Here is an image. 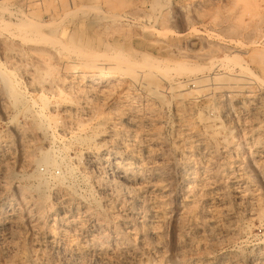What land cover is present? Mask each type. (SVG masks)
I'll list each match as a JSON object with an SVG mask.
<instances>
[{"label":"rangeland","instance_id":"374dc122","mask_svg":"<svg viewBox=\"0 0 264 264\" xmlns=\"http://www.w3.org/2000/svg\"><path fill=\"white\" fill-rule=\"evenodd\" d=\"M26 1L0 0L1 67L21 81L17 107L0 78V264H264V0ZM105 53L171 67L123 71ZM50 145L58 163L36 164Z\"/></svg>","mask_w":264,"mask_h":264},{"label":"bare ground","instance_id":"6f19581e","mask_svg":"<svg viewBox=\"0 0 264 264\" xmlns=\"http://www.w3.org/2000/svg\"><path fill=\"white\" fill-rule=\"evenodd\" d=\"M26 1V0H25ZM28 2H29V0H27ZM27 1H26V3H27ZM31 1V0H30ZM20 2H22V1H20ZM64 2V1H63ZM68 2V1H67ZM66 2V3H67ZM19 3V2H18ZM21 4V3H20ZM23 4V3H22ZM25 4V3H24ZM1 5V4H0ZM29 5V4H28ZM71 5H72V2H71ZM2 6V5H1ZM0 6V7H1ZM25 7V6H24ZM35 7V6H34ZM36 7H37V5H36ZM19 8V7H18ZM23 8V7H22ZM20 9V8H19ZM17 10V9H16ZM18 11V10H17ZM17 11L15 12V13H17ZM22 11V10H21ZM11 12H12V10H11ZM18 12H20V11H18ZM66 12H68V11H66ZM22 13V12H21ZM28 13V12H27ZM20 15V14H19ZM26 15V14H25ZM27 16V15H26ZM16 17V16H15ZM27 17H30V15L29 16H27ZM18 18V17H17ZM21 18V17H20ZM23 18V17H22ZM22 18H21V20H22ZM31 18V17H30ZM20 19H17V21H19ZM20 20V21H21ZM25 20V19H24ZM24 20H22L23 21V23L25 22V25H26V20L24 21ZM39 20V19H38ZM15 21V20H14ZM16 21V22H17ZM19 21V22H20ZM21 21V22H22ZM37 21V20H36ZM32 22V21H31ZM34 22V21H33ZM41 22H42V20H41ZM14 25H15V23L14 22H12ZM36 24H39L40 25V23L38 22H35ZM11 24V23H10ZM19 24V23H18ZM29 24H30V22H29ZM35 24V25H36ZM53 24V23H52ZM27 25H28V23H27ZM32 25H34L33 23H32ZM41 25H42V23H41ZM43 25H45V23H43ZM7 26H10V25H7L6 24V27ZM20 26H22L21 24H20ZM16 27L17 29H20L21 27ZM30 26H31V24H30ZM30 26H23L25 29L27 28V27H29L30 28ZM46 26V25H45ZM46 27H48V26H46ZM28 28V29H29ZM35 29H37V30H34L33 28V31H35V32H37V31H39L38 29L40 28H38V27H34ZM6 29V28H5ZM24 29V30H25ZM27 29V31L28 32H31L32 30H31V28H30V31ZM53 29V28H52ZM21 30H23V29H21ZM23 30V32H26V31H24ZM56 30V29H55ZM32 31V32H33ZM63 31V30H62ZM22 32V33H23ZM27 32V33H28ZM42 31H39V32H37V35H39L40 33H41ZM12 33V32H11ZM34 34V33H33ZM43 33H41L40 35H42ZM36 35V34H35ZM37 35L35 36L36 38H37ZM21 38H23V36H25V35H23V34H21ZM30 36V35H29ZM33 36V35H32ZM45 36H49V35H45V33L43 34V36L42 37H44V39H46L45 38ZM61 36V35H60ZM64 36V35H63ZM20 37V36H19ZM28 37V36H27ZM52 37V36H51ZM24 38H26V37H24ZM29 38L30 37H28V39L26 38V40L27 41H33L34 39L31 37V39L32 40H29ZM35 38V39H36ZM53 38V37H52ZM57 38V37H56ZM64 38V37H63ZM47 39H50L49 40V42L51 43V45L53 46V43L55 44V42L54 41H52V39L50 38V36H49V38H47ZM59 39V38H58ZM65 39V38H64ZM40 41V38L39 39H37V41ZM43 40V39H42ZM63 40V39H62ZM22 41V40H21ZM36 41V42H37ZM46 42L48 41V40H45ZM65 41V40H64ZM7 42V41H6ZM48 42V43H49ZM3 43H5V42H3ZM8 43V42H7ZM9 43H11V42H9ZM34 43H35V40H34ZM43 43H44V40H43ZM57 44L59 43L58 41L56 42ZM20 44V43H19ZM30 44H32V42L30 43ZM46 44V43H45ZM56 44V45H57ZM62 43H60V45H61ZM66 44V43H65ZM4 46H5V44H3ZM39 44H37V46H38ZM9 46V45H8ZM7 46V47H8ZM13 46V45H12ZM35 46V47H34ZM34 46H30V47H28L29 49H31L32 51H37L38 53L40 52V54H41V52H44V49H41V48H39V47H36V45H34ZM59 46V45H58ZM62 46H66V47H64V49H66V50H68L67 49V45H64V44H62L60 47H62ZM15 47V46H14ZM13 47V48H14ZM57 47V46H56ZM6 48V47H5ZM9 48V47H8ZM22 48V47H21ZM49 48V47H48ZM52 48V47H51ZM19 49V48H18ZM24 49V48H23ZM28 49V50H29ZM70 49V48H69ZM75 50H76V48H74ZM22 50V49H21ZM21 50H20V52H21ZM65 50V51H66ZM84 50V49H83ZM98 51V50H97ZM9 52V51H8ZM29 52V51H28ZM28 52H27V54H28ZM47 52V51H46ZM45 52V53H46ZM52 52V51H51ZM57 52V51H56ZM72 52H73V50H72ZM71 52V53H72ZM22 53V52H21ZM78 53V54H77ZM95 53V52H94ZM260 53V52H259ZM259 53H257V54H259ZM262 53V54H261ZM260 54L262 55L261 57L262 58H264V56H263V54H264V52H261ZM14 54H16V53H14ZM25 54V53H24ZM27 54H25L24 56H26L27 57ZM30 54V53H29ZM40 54H38L39 56H40ZM49 54H50V52H49ZM93 53H90V51H86V52H84V51H76V55H78V57L79 56H81L82 58H85V59H87L91 64H90V66L93 64V65H95V64H97L96 62L97 61H94L95 60V56L94 55H92ZM96 54V53H95ZM98 54H100V55H103L102 54V52H100L99 53V51H98ZM119 54V53H118ZM117 54V56H119ZM17 55H18V53H17ZM22 55V54H21ZM31 55V54H30ZM46 55H48V53L46 54ZM52 55V54H51ZM54 55V54H53ZM99 55V56H100ZM105 56H103V58L109 63V64H111V67H114V65L115 64H117V65H119L120 67H119V69H121V70H133V71H138V70H140L141 69V71H143L144 72V74H145V72L147 71V73H153V72H155V69H156V74H157V71H158V74H159V72H160V75L162 76V73L165 71L166 72V70H168L169 68H167V67H171V65L169 66L168 65V63L166 64V63H164V60H161V59H157V58H148V57H146V59L144 60V62L142 61V62H139V61H136V60H132L131 59V57H128V56H123V57H120V61H117V60H119L117 57H116V55H114V54H111V53H105L104 54ZM111 55V56H110ZM7 56H8V54H7ZM23 56V57H24ZM36 56V55H35ZM49 56V55H48ZM143 56H145V55H143ZM259 56V55H258ZM11 57V56H10ZM19 57H20V55H19ZM38 57V56H37ZM42 57H44V55L42 56ZM76 57V56H75ZM95 57V58H94ZM8 58V57H7ZM22 58V57H21ZM21 58L19 59V58H15V59H19V60H21ZM28 58H30V57H28ZM41 58V57H40ZM80 58V57H79ZM81 58V59H82ZM12 59V58H11ZM38 59H39V57H38ZM43 59V58H42ZM49 59V58H48ZM8 60H9V58H8ZM25 60H26V58H25ZM30 60V59H29ZM29 60H27L28 62H29ZM33 60V59H32ZM40 60V59H39ZM46 59L44 58V60H42V61H45ZM80 60V59H79ZM11 61V60H10ZM16 61V60H15ZM48 61V60H47ZM13 62V61H12ZM20 62V61H19ZM22 62V61H21ZM24 62V61H23ZM32 62V61H31ZM30 62V63H31ZM41 61H38V63H40ZM58 62V61H57ZM99 62V61H98ZM117 62V63H116ZM17 63H18V60H17ZM42 63V62H41ZM61 63V62H60ZM100 63V62H99ZM13 64V63H12ZM24 64V63H23ZM26 64V63H25ZM27 64H29V63H27ZM33 64V63H32ZM83 64H85V60H84V63ZM103 64V63H102ZM15 65V64H14ZM21 65V67H22V64H20ZM42 66H43V64H41ZM49 65V64H48ZM86 66L88 65V62L85 64ZM84 65V66H85ZM100 65V64H99ZM176 65H180V66H183L184 64H176ZM187 65V64H186ZM1 66H4V65H1V63H0V78H2V79H4V81H5V85H6V91H7V93H8V96H9V101H10V104H12V105H16L17 106V103L19 102V100H20V98H21V95H20V92L18 91V90H20V87H21V81L17 78V77H15L14 75H16V74H14V75H12V74H10V70H6V69H4L3 67H1ZM6 66H8V65H6ZM24 66V65H23ZM34 67H35V65H33ZM50 66V65H49ZM89 66V65H88ZM97 66V65H96ZM109 66V68H111L110 67V65H108ZM5 67V66H4ZM29 67V66H28ZM27 67V68H28ZM45 67V66H44ZM93 67H95V66H93ZM100 67V66H99ZM107 67V66H106ZM116 67V66H115ZM32 68V67H31ZM43 68V67H42ZM41 68V69H42ZM96 68V67H95ZM147 68V69H146ZM21 69V68H20ZM39 69V68H38ZM41 69H40V71H41ZM104 69V68H103ZM112 69H114V68H112ZM111 69V70H112ZM33 70V69H32ZM34 70H35V68H34ZM22 73H23V71H25L24 70V68H23V71H22V69L20 70ZM30 71V70H29ZM39 71V72H40ZM117 71H119V70H117ZM123 71H121V72H123ZM25 72H27L28 73V71H25ZM75 72V71H74ZM164 72V73H165ZM30 73H31V71H30ZM50 73V72H49ZM104 73H107V72H104ZM29 74V73H28ZM79 74V73H78ZM95 74V73H94ZM125 74V73H124ZM141 74V73H140ZM30 75V74H29ZM28 75V76H29ZM32 75V74H31ZM30 75V76H31ZM41 75V74H40ZM45 75V74H44ZM63 75V74H62ZM81 75V74H80ZM104 74H97V75H93V76H91L90 78H87L84 82L86 83V85L87 86H94V84H98V83H101V82H103V81H105V80H107V78L108 77H106V76H103ZM107 75V74H106ZM85 76V75H84ZM108 76V75H107ZM32 77V76H31ZM35 77H36V74H35ZM41 77V76H40ZM62 77V76H61ZM75 77H77V76H75ZM74 76H73V78L72 79H74L75 78ZM81 78H83V77H81ZM32 79H34V76H33V78ZM71 79V80H72ZM38 80V79H37ZM80 80V79H79ZM82 80V79H81ZM80 80V81H81ZM3 81V82H4ZM34 81V80H33ZM36 81V80H35ZM113 81V80H112ZM141 81V80H140ZM139 82V81H138ZM109 83V82H108ZM142 83H145V82H142ZM156 85V84H155ZM45 87V86H44ZM172 87V86H171ZM23 88V87H22ZM58 88V87H57ZM91 88V87H90ZM4 89H5V87H4ZM64 89V88H63ZM23 90V89H22ZM51 90H54V89H51ZM92 90V89H91ZM24 91V90H23ZM50 91V90H49ZM84 91V90H83ZM86 91V90H85ZM88 91V90H87ZM86 91V92H87ZM89 92V91H88ZM91 92H93V91H91ZM150 93H152L153 95H155V96H161L162 97V92H160V90H159V87H157V86H152V88H151V90H150ZM42 95H43V93H42ZM45 95V94H44ZM88 95V94H87ZM23 96V95H22ZM28 97H31L30 98V103H31V101H32V103L34 104V105H36L37 104V99L35 100V99H33L32 98V96H28ZM45 97V96H44ZM81 97V96H80ZM88 97H89V95H88ZM87 97V98H88ZM43 98H41V100H42ZM85 99V98H84ZM39 103V102H38ZM95 103V102H94ZM23 105V104H22ZM38 106H39V108H40V110H39V108H38V112L36 113V111H35V114H36V116L38 117V119L40 120V123H39V127H40V129L42 128V124L43 125H49V117L47 118L43 113H42V105L41 104H37ZM43 105H45V104H43ZM21 106V105H20ZM18 107V106H17ZM21 108V107H20ZM34 108V107H33ZM32 108V109H33ZM44 109V108H43ZM34 110V109H33ZM68 110V109H67ZM45 111V110H44ZM45 113V112H44ZM30 117H32V116H30ZM34 118V116L32 117V119ZM28 119H30V118H28ZM34 121V120H33ZM68 123V122H67ZM34 124V123H33ZM37 125V124H36ZM35 127V126H34ZM50 127H51V125H50ZM38 128V127H37ZM47 128V127H46ZM80 128V127H79ZM45 129V128H44ZM83 129V128H82ZM34 130V129H33ZM218 130V129H217ZM50 131V130H49ZM31 132H33V131H31ZM30 132V133H31ZM36 132V131H35ZM41 132H43V131H41ZM46 132V131H45ZM48 132V131H47ZM80 133L82 132V131H79ZM78 132V133H79ZM50 133V132H49ZM48 133V134H49ZM29 134V133H28ZM38 134H39V132H38ZM37 134V135H38ZM85 134V133H84ZM74 135V134H73ZM75 135H77V134H75ZM81 135V134H80ZM47 136V135H46ZM86 136V135H85ZM135 136V135H134ZM146 136V135H145ZM58 137H60V138H62V136H58ZM65 137V136H64ZM78 137H80V136H78ZM89 137V136H88ZM44 138H46V137H44ZM56 138H57V135L54 133V131H51V133H50V135H49V141L50 142H53L54 140H56ZM75 138H76V136H75ZM81 138V137H80ZM90 138V137H89ZM85 139V138H84ZM146 139V138H145ZM111 140V139H110ZM120 140V139H119ZM80 141V140H79ZM82 141V140H81ZM145 141H148V140H145ZM133 142V141H132ZM88 143V142H87ZM145 143V142H144ZM139 144V143H138ZM142 144V143H141ZM149 144V143H148ZM136 146H138V145H136ZM142 146V145H141ZM139 147V146H138ZM143 147V151L144 150H146V151H148V146L147 145H145L144 144V146H142ZM141 147V148H142ZM140 148V149H141ZM137 150V149H136ZM152 150V149H151ZM151 150H149V151H151ZM38 151H40V150H38ZM60 151H62V150H60ZM152 152V151H151ZM67 153V152H66ZM139 153V152H138ZM142 153V152H141ZM147 153V152H146ZM145 153V154H146ZM101 154V153H100ZM137 154V153H136ZM36 155V154H35ZM38 155V154H37ZM63 154L62 153H60L59 151H57V150H54V148H52V146L50 145L48 148H45L44 150H42L41 151V154L39 155V156H36V158H35V163L36 164H38L39 162H41V163H43L44 165H46L47 167L48 166H52V165H56L58 162H57V160H58V158H61V156H62ZM93 155V154H92ZM135 156V155H134ZM132 157V156H131ZM148 157V156H147ZM137 158H138V156H137ZM63 159V158H62ZM61 159V160H62ZM146 159V158H145ZM86 160V159H85ZM116 160V159H115ZM120 160V159H119ZM129 160V159H128ZM137 160V159H136ZM140 160V159H139ZM148 160V159H147ZM71 161V160H70ZM117 161V160H116ZM126 161V160H125ZM120 162V161H119ZM130 162V161H129ZM161 162V161H160ZM33 163H34V161H33ZM118 163V162H117ZM132 163V162H131ZM147 164H149L148 163V161L146 162ZM40 164V163H39ZM38 164V165H39ZM69 164V163H68ZM66 165V170H68V171H71V170H73V167H74V165L73 166H71V165ZM119 164V163H118ZM124 164H126V163H124ZM121 165V164H120ZM135 165V164H134ZM146 165V164H145ZM124 166V165H123ZM133 166V165H132ZM53 167V166H52ZM125 167V166H124ZM141 167V166H140ZM139 167V168H140ZM144 167V166H143ZM146 167V166H145ZM34 168H36V167H33V169ZM65 168V167H64ZM63 168V169H64ZM142 168V167H141ZM51 169V168H50ZM50 169H47L48 170V173H50V175H51V177H52V175H53V172L50 170ZM124 169V168H123ZM37 170H38V168H37ZM66 170H64V173H65V171ZM131 170V169H130ZM146 170H147V168H146ZM159 170V169H158ZM34 172H35V170H34ZM37 172V171H36ZM40 172V171H39ZM119 172V171H118ZM145 172V171H144ZM147 172V171H146ZM61 173H63V171H61ZM104 173V172H103ZM129 173V172H128ZM66 174V173H65ZM68 174V173H67ZM133 174V173H132ZM139 174V173H138ZM69 175V174H68ZM33 176V175H32ZM35 177H37V180H38V186H37V189H38V191L40 190V187H41V185H42V183H48V181L47 180H45L44 179V177H43V174H40V173H37V174H35L34 175ZM61 176V175H60ZM62 176H64V175H62ZM129 176V175H128ZM139 176V175H138ZM162 176V175H161ZM55 177V180L57 179V177H56V175L54 176ZM67 177V176H66ZM132 177H133V175H132ZM158 177V176H157ZM61 178V177H60ZM146 178V177H145ZM53 179V178H52ZM59 179V178H58ZM57 179V180H58ZM60 180V179H59ZM58 180V181H59ZM62 180H63V178H62ZM125 180V179H124ZM140 180V179H139ZM163 180V179H162ZM146 181V180H145ZM37 182V181H36ZM60 182H63V181H60ZM59 182V183H60ZM147 182V181H146ZM55 183V182H54ZM64 183V182H63ZM148 183V182H147ZM162 183V182H161ZM235 183V182H234ZM57 184V183H56ZM61 184V183H60ZM232 185H233V183H231ZM45 185V184H44ZM47 185V184H46ZM150 185V184H149ZM152 185H153V183H152ZM231 185V186H232ZM46 187V186H45ZM64 187V186H63ZM150 187V186H149ZM158 187V186H157ZM161 187V186H160ZM136 188V187H135ZM147 189H148V187H147ZM159 189H161V188H159ZM163 189H165V188H163ZM135 190V189H134ZM139 190V189H138ZM148 190H150V189H148ZM200 190V189H199ZM43 191V190H42ZM136 191V190H135ZM151 191V190H150ZM156 191V190H155ZM155 191H153L152 193H154ZM159 191V190H158ZM140 192V191H139ZM163 192V191H162ZM211 192V191H210ZM45 193V192H44ZM149 193V192H148ZM164 193V192H163ZM159 194V193H158ZM208 194V193H207ZM144 195V194H143ZM148 195V194H147ZM149 196H151V195H149ZM161 196V195H160ZM164 196V195H163ZM46 195L45 194H43L41 191L38 193V201L39 202H41V203H44V201H45V199H46ZM133 197H135V196H133ZM140 197H141V195H140ZM152 197V196H151ZM162 197V196H161ZM257 197V196H256ZM146 198V197H145ZM255 198V197H254ZM133 199V198H132ZM152 199V198H151ZM150 199V200H151ZM66 200V199H65ZM134 200V199H133ZM147 200V199H146ZM155 200H157V199H155ZM38 201H37V203H38ZM68 201V200H67ZM66 201V202H67ZM145 201V200H144ZM159 201V200H158ZM158 201H157V204H158ZM133 202V201H132ZM153 203V202H152ZM152 203H151V205H152ZM94 204V203H93ZM159 204H162V203H159ZM225 204V203H224ZM149 205H150V203H149ZM153 205H155V202H154V204ZM161 206V205H160ZM238 207V206H237ZM147 208H148V205H147ZM136 209V208H135ZM158 209V208H157ZM157 209H155V210H157ZM145 211V210H144ZM229 211V210H228ZM61 212V211H60ZM66 212V211H65ZM135 212V211H134ZM163 212V211H162ZM223 212V211H222ZM221 212V213H222ZM146 213V212H145ZM161 213V212H160ZM159 213V214H160ZM214 213H216V212H214ZM149 214H151V213H149ZM157 214V213H156ZM155 213H154V215H156ZM209 214V213H208ZM225 214V213H224ZM63 215V214H62ZM135 215V214H134ZM140 215H143V214H140ZM146 214H144V216H145ZM154 215H153V218H154ZM143 216V217H144ZM148 216V215H147ZM142 217V216H141ZM15 218H17V217H15ZM140 218V217H139ZM151 218V217H150ZM149 218V219H150ZM193 218V217H192ZM137 218H135V220H136ZM141 219V218H140ZM145 219V218H144ZM209 219H212V218H210L209 217ZM65 220V219H64ZM158 220V219H157ZM213 220V219H212ZM223 220V219H222ZM149 221V220H148ZM160 221V220H159ZM129 222V221H128ZM143 222V221H142ZM127 223V222H126ZM147 223V222H146ZM148 223H151V222H148ZM214 223H216V222H214ZM214 223H213V225H214ZM79 224V223H78ZM137 224V223H136ZM140 224V223H139ZM147 228H149L148 227V225L147 224H145V223H143ZM153 224V223H152ZM155 224H157V222L155 223ZM155 224H153L154 226H157V225H155ZM150 225V224H149ZM218 225V224H217ZM222 225V224H221ZM210 226H212L211 224H210ZM220 226V225H219ZM224 226V225H223ZM243 226V225H242ZM241 226V227H242ZM247 226V225H246ZM124 227V226H123ZM153 227V226H152ZM213 227H216L215 225L213 226ZM200 228V227H199ZM217 228V227H216ZM227 228V227H226ZM229 228H230V226H229ZM246 227L244 226L242 229H243V231H244V229H245ZM129 229H130V227H129ZM192 229V228H191ZM218 229H219V227H218ZM222 229V228H221ZM232 229V228H231ZM52 230V229H51ZM145 230V229H144ZM147 230V229H146ZM211 230V229H210ZM217 232H218V230L217 229H215ZM132 231V230H131ZM130 231V232H131ZM152 231V230H151ZM150 231V232H151ZM197 231V233H198V229L196 230ZM214 230H212V232H213ZM216 231H214L213 233H215ZM219 231H220V229H219ZM223 231V230H222ZM221 231V232H222ZM246 231V230H245ZM211 232V233H212ZM229 233V232H228ZM232 233V232H231ZM234 233H237V231L236 232H234ZM134 234V233H133ZM132 234V235H133ZM137 234V233H136ZM142 234V233H141ZM154 234V233H153ZM156 234V233H155ZM154 234V235H155ZM226 234V233H225ZM147 235H148V233H147ZM131 236V235H130ZM134 236V235H133ZM139 236V235H138ZM149 236V235H148ZM151 236V235H150ZM156 236V235H155ZM159 236V235H158ZM202 236V235H201ZM135 238V236L132 238V240ZM137 238H139V237H137ZM151 238V237H150ZM155 238V237H154ZM157 239L155 240V241H158V237H156ZM161 238V237H160ZM194 238V237H193ZM198 238V237H197ZM200 238V237H199ZM201 238H203V237H201ZM141 239H142V236H141ZM153 239V238H152ZM187 239V238H186ZM154 240V239H153ZM188 240H189V238H188ZM227 240V239H226ZM133 241H135V239L133 240ZM140 241V240H139ZM142 241V240H141ZM140 241V242H141ZM150 241H151V239H150ZM150 241L148 242V243H150ZM161 241V240H160ZM190 241V240H189ZM248 241V240H247ZM152 242V241H151ZM191 242V241H190ZM182 243V242H181ZM188 243V242H187ZM79 244H81V243H79ZM156 244H159L158 242H156ZM201 244V243H200ZM140 245V244H139ZM145 245V244H144ZM149 245V244H148ZM160 245V244H159ZM83 246V245H82ZM140 246H142V245H140ZM154 246V245H153ZM159 247V246H158ZM191 247V246H190ZM135 247L133 246V249H134ZM143 248V247H142ZM157 248V247H156ZM160 248V247H159ZM162 249V248H161ZM194 249H196V248H194ZM129 250V249H128ZM128 250H127V252H128ZM131 250V249H130ZM160 250V249H159ZM145 251V250H144ZM147 251V250H146ZM145 251V254L146 253H148V251L146 252ZM151 251V250H150ZM154 250L152 249V252H153ZM156 252V251H155ZM159 252V251H158ZM163 252V251H162ZM236 252V251H235ZM138 253H140V252H138ZM259 253V252H258ZM77 254V253H76ZM144 254V255H145ZM155 254V253H154ZM160 254V253H159ZM158 254V255H159ZM132 255V254H131ZM136 255V254H135ZM153 255V254H152ZM157 255V256H158ZM137 257H138V255H136ZM154 256V255H153ZM225 256V255H224ZM231 256V255H230ZM239 256V255H238ZM262 256V255H261ZM86 257H88V256H86ZM126 257V256H125ZM124 257V258H125ZM128 257H130V256H128ZM137 257H136V259H137ZM160 257V256H159ZM234 257H236L235 255H234ZM246 257V256H245ZM80 258V257H79ZM101 258V257H100ZM103 258V257H102ZM105 258V257H104ZM107 258H108V256H107ZM119 258H120V256H119ZM123 258V257H122ZM122 258H121V260H122ZM141 258V257H140ZM232 258H233V256H232ZM237 258V257H236ZM109 259V258H108ZM114 259H116L115 258V256H114ZM114 259H113V261H114ZM126 259V258H125ZM146 259V258H145ZM144 259V260H145ZM148 259V258H147ZM146 259V260H147ZM221 259V258H220ZM225 259H226V257L224 258V261H225ZM238 259V258H237ZM258 259V258H257ZM84 260V259H83ZM99 260V259H98ZM110 260V259H109ZM131 260V259H130ZM140 260H142V258L140 259ZM222 260V259H221ZM233 260H236L235 258H233ZM264 260V259H263ZM100 261V260H99ZM224 261H222V262H224ZM238 261V260H237ZM240 261V260H239ZM65 262V261H64ZM101 262V261H100ZM100 262H98V263H100ZM199 262V261H198ZM219 263H220V261H218ZM263 263H264V261H262ZM103 263V262H102ZM108 263H111V262H108ZM115 263V262H114ZM142 263V262H141ZM71 264V263H70ZM82 264V263H81ZM106 264V263H105ZM117 264H119V263H117ZM128 264V263H127ZM161 264V263H160ZM205 264V263H204ZM221 264V263H220ZM233 264V263H232ZM257 264V263H256ZM262 264V263H261Z\"/></svg>","mask_w":264,"mask_h":264}]
</instances>
